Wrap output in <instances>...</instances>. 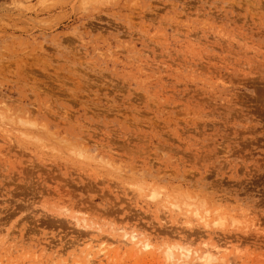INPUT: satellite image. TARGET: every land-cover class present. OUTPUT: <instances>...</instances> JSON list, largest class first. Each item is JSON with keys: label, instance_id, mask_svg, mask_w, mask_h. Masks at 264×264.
I'll use <instances>...</instances> for the list:
<instances>
[{"label": "rangeland", "instance_id": "374dc122", "mask_svg": "<svg viewBox=\"0 0 264 264\" xmlns=\"http://www.w3.org/2000/svg\"><path fill=\"white\" fill-rule=\"evenodd\" d=\"M0 264H264V0H0Z\"/></svg>", "mask_w": 264, "mask_h": 264}, {"label": "bare ground", "instance_id": "6f19581e", "mask_svg": "<svg viewBox=\"0 0 264 264\" xmlns=\"http://www.w3.org/2000/svg\"><path fill=\"white\" fill-rule=\"evenodd\" d=\"M131 238H133V235H132ZM144 246H145V244H144ZM211 250H214V251L211 252ZM169 252H170V254H171V251L168 250V253H169ZM218 252H219V247L215 245L214 248L206 247V248H205V252H203L202 255H204L205 253H206V254H209V253H210V255H211V254H212V255L214 254V255H213V257H214L215 254H217ZM181 254H182V253H181ZM183 255L185 256V255H187V254L185 253V254H183ZM208 256H209V255H207V257H208ZM208 258H210V257H208ZM213 259H215V258H213Z\"/></svg>", "mask_w": 264, "mask_h": 264}]
</instances>
